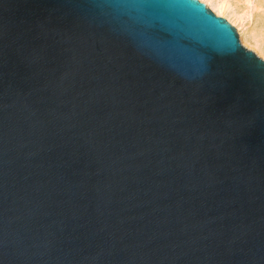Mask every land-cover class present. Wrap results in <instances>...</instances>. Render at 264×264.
Wrapping results in <instances>:
<instances>
[{"label":"water","instance_id":"1","mask_svg":"<svg viewBox=\"0 0 264 264\" xmlns=\"http://www.w3.org/2000/svg\"><path fill=\"white\" fill-rule=\"evenodd\" d=\"M0 264H264V60L199 0H0Z\"/></svg>","mask_w":264,"mask_h":264},{"label":"rangeland","instance_id":"2","mask_svg":"<svg viewBox=\"0 0 264 264\" xmlns=\"http://www.w3.org/2000/svg\"><path fill=\"white\" fill-rule=\"evenodd\" d=\"M227 1L233 6L235 11L242 16V20L244 19L243 24L246 23V25L244 26L245 27L247 26L245 29L246 30L249 29V32L250 33L252 32L251 35L254 33L252 38H250L251 43L249 42L248 44L247 43L244 44L243 41H241L242 37L240 35L239 29L235 25L229 22L238 31L241 44L248 50L253 51L262 60H264V0H227ZM254 37L257 39L256 41L258 43V46L260 47L262 45L260 48L255 46L256 42L252 40Z\"/></svg>","mask_w":264,"mask_h":264},{"label":"bare ground","instance_id":"3","mask_svg":"<svg viewBox=\"0 0 264 264\" xmlns=\"http://www.w3.org/2000/svg\"><path fill=\"white\" fill-rule=\"evenodd\" d=\"M204 2L216 15L220 17H225L230 23L235 25L239 31L240 35L242 37V40L244 44H248L250 42V38H252L253 34L249 32V29L246 30L243 24L244 19L242 20V16L239 15L233 6L227 1V0H200ZM256 36V35H255ZM259 38V37H258ZM252 40L256 42L255 46L260 48L257 43V39L254 37ZM260 40V39H259ZM260 42V41H259ZM251 43V42H250ZM254 46V45H253ZM258 51V50H257Z\"/></svg>","mask_w":264,"mask_h":264}]
</instances>
